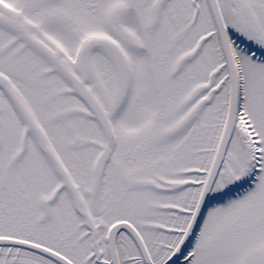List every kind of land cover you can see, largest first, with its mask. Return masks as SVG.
<instances>
[{
  "label": "snow or ice",
  "instance_id": "1",
  "mask_svg": "<svg viewBox=\"0 0 264 264\" xmlns=\"http://www.w3.org/2000/svg\"><path fill=\"white\" fill-rule=\"evenodd\" d=\"M0 264H264V0H0Z\"/></svg>",
  "mask_w": 264,
  "mask_h": 264
}]
</instances>
